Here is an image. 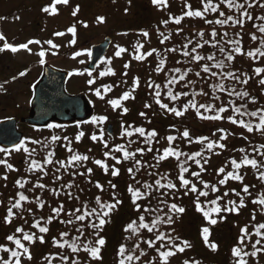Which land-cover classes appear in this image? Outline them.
Returning <instances> with one entry per match:
<instances>
[{
    "label": "trees",
    "instance_id": "1",
    "mask_svg": "<svg viewBox=\"0 0 264 264\" xmlns=\"http://www.w3.org/2000/svg\"><path fill=\"white\" fill-rule=\"evenodd\" d=\"M211 6L207 13L188 8L187 17L184 15L182 20L201 19L204 25L213 26V30L205 27L190 32L169 29L165 39L172 48H159L153 52L156 60L151 68L160 72L162 68L166 76L161 82H158L159 78L154 82L153 106L159 114L156 119L169 117L176 123L194 119L200 122L201 128L227 122L239 132L258 135L264 130V108L250 93L252 89L245 84V79L247 72L253 71L256 75L261 69L258 61L264 60V0H255L253 4L249 0H220ZM190 24L195 26L196 22ZM251 28L263 37L251 33ZM245 33L246 42L243 39ZM251 40L258 45L249 50L250 43L254 44ZM171 49L178 56L174 67L167 62L169 54L173 57ZM247 56L255 62L249 69L246 67ZM129 100L124 101L128 102V109L122 107L123 102L118 107L112 106V109L117 108L115 122L125 132L123 139L117 141L115 137L111 139L103 134L107 143L104 140L99 148L98 159L103 162L99 163L103 167L99 174L106 176L108 185L85 205H77L76 193L56 191L54 195L63 202L62 206L52 212L29 208V213L23 215L25 205L34 198H37L34 204L47 201L41 195H32L30 180H36L37 187L52 183L56 186L64 172L69 171L73 178L78 175L82 179L88 178L87 185L93 181L101 186L99 179L90 174L94 161L84 158L79 150L85 136L76 139L67 153L68 147H65L63 158H59L58 152L54 156L50 149L53 157H46L47 162L50 161L48 165L38 164L28 153V159H24V165L19 168L21 173L8 182L7 189L13 187V191L0 195V264H23V254L30 259L29 264H177L179 258V264H221V253L204 247L206 240L216 229H226L232 215L237 218L245 211L258 217L252 222L253 236L264 246L263 164L251 158L242 162L230 160L234 170L227 173L230 181L235 180L232 176L238 183L245 178L249 181L255 175L258 177L257 186L248 181L245 183L248 190H245L246 196L241 197L237 213L235 198L237 194H243L236 183H213L197 195L195 181L200 173L210 171L213 153L218 148L212 136L198 132L195 139L189 140L183 131L182 135L167 137L165 132L159 131L163 124L160 120H155L154 126L128 122L132 116L129 109H133L137 101ZM91 120L74 125H91L93 130L95 126ZM68 125L52 123L34 130L40 134L61 133ZM86 140L93 146L91 137ZM48 149V146L39 147L40 155H49ZM169 163L175 165V170L166 178L159 169ZM218 170L223 171L222 168ZM19 202L22 206L16 212L13 207ZM176 202L182 203V213L188 210L193 213L189 217L194 221L191 237L198 232L195 243L184 236L187 235L185 227H189L185 223L182 225L183 237L167 236L163 222H166L165 218H171L172 211L180 208ZM131 208L135 210L131 211ZM258 213L262 215L258 216ZM24 217H28L27 220ZM186 222L190 223V220ZM199 224L203 226L199 227ZM235 252L234 248L225 250V264H231ZM256 264H264V260H258Z\"/></svg>",
    "mask_w": 264,
    "mask_h": 264
},
{
    "label": "rangeland",
    "instance_id": "2",
    "mask_svg": "<svg viewBox=\"0 0 264 264\" xmlns=\"http://www.w3.org/2000/svg\"><path fill=\"white\" fill-rule=\"evenodd\" d=\"M249 1L251 4L255 2V0ZM218 2L220 0H0V122L9 119L20 121L28 116L30 103L34 97L33 87L43 75L44 66L50 65L72 74L67 82V91L71 95L85 94L90 108L89 118H92L91 123L95 126L91 130V125L78 126L74 125L76 123L74 122L69 123L61 133L40 134L26 125L19 124V132L24 135L21 145L11 151L0 149V195L3 192L13 191V187L7 189L8 182L20 172L19 168L24 165V159H28V153L33 155L32 159L38 164L48 165L50 161L47 162L46 157H53L50 149L54 156L58 152L59 158H63L64 148L68 147L67 153L76 139L85 136L94 140L93 146H89L85 138L79 150L84 158L90 162L94 161L90 174L96 180L99 179L101 186L93 181L87 185L88 178L82 179L80 175L73 178L69 171L64 172L60 177L62 178L60 183L56 186L52 183L40 184V187H37L39 184L36 185V180H30L32 195L34 197L41 195L47 201L34 204L33 201L37 199L34 198L31 203L25 205L23 215L29 213V208L52 212L62 206L63 202L54 195L56 191L76 193L79 198L78 206L85 205L87 200L95 199L100 195L101 189L108 185L106 176L99 174L102 167L99 166L101 162L98 159L99 148L107 143L103 134L109 136V125L113 126V138L115 137L117 141H120V138L122 140L123 133L125 134L122 126L118 127L115 122L117 108L112 109V106L115 104L118 107L130 98V102L134 99L137 101L136 106L129 109L132 116L128 122L154 126L155 120H160L163 124L159 131L165 132L167 137L182 135L183 131L189 140L195 139L198 132L212 136L218 148L213 153L210 171L200 173L195 181L198 188L197 195L206 190L207 185L213 183L216 185H223L226 182L233 185L236 183L243 194V196L237 194L238 197L235 198V211L236 213L240 211L241 197L246 196L245 190L247 191L248 188H245V183L248 180L245 178L242 183H238L235 176H232L234 182L227 178V173L234 171L230 160L242 162L247 158L256 159L261 165L263 164L261 171L264 174V130L254 136L229 127L227 122L201 128L198 125L200 122L194 119L190 121L182 119L177 123L169 117L161 116L160 119H156L159 114L153 106L152 99L155 98L153 96L155 80L159 78L158 82H161L162 79H166L165 70L161 68L160 72L158 69L155 71V67L151 68L156 60L153 52L159 48L173 46L165 39L166 31L174 29L190 32L193 29L202 30L204 27L213 30V26L204 25L201 19L193 18L186 20V27V22L182 18L184 15L187 17L185 13L188 8L191 11L198 8L207 13L212 8L211 4ZM217 16L218 14L215 13V17ZM192 22H196V25L191 26ZM249 31L263 37L257 30L251 28ZM107 37L112 38L107 57L101 66L88 73L91 47L103 42ZM243 39L246 42V33ZM253 43H250L249 50L257 48L258 44ZM250 52L248 51V54ZM171 53L174 58L169 54L167 62L174 67L177 65L178 56H175L172 49ZM245 59L248 69L254 65L252 58L247 56ZM258 66L261 69L256 75L253 71L247 72L245 84H249V88L252 89L250 93L264 108V70H262L264 60L258 61ZM138 89L144 90L138 93ZM122 107L128 109V102ZM110 121L112 123H108ZM99 133L100 135H97ZM42 146H48L46 152L49 155H40L39 147ZM94 153L97 156H94ZM218 168H222L223 171L218 172ZM174 170L175 165L169 163L163 165L159 173L167 178ZM257 179L255 175V178L249 179L248 182L257 186ZM45 188L48 190H44ZM26 190H29L28 187ZM19 204L20 202L13 207L14 211L18 212L17 208L22 206ZM176 204L180 208L172 211L171 218H165L166 222H163L166 224L167 236L183 237L182 225L185 223L189 227H185L187 235L184 236L196 242L195 236L198 232L191 237L194 233L192 225L194 221L190 219L193 216L192 211L182 213V203L176 202ZM132 208L131 211H134L135 209ZM260 215L262 214L258 213V216ZM234 216L235 214L231 216L232 219L226 229H216L211 237L207 238L204 247L209 248L210 251L212 249L220 252L221 264L226 262L225 250L231 248L236 251L231 262L229 261L231 264H256L258 260L263 261L264 246L255 241L252 229V222L258 217L252 216L249 211L241 212L237 218ZM27 218L24 217L25 220ZM187 220H190L191 224L186 222ZM12 223L17 224L16 221ZM202 226L203 224H199V227ZM27 258L23 254V264L31 263ZM177 260L179 264L181 258Z\"/></svg>",
    "mask_w": 264,
    "mask_h": 264
},
{
    "label": "water",
    "instance_id": "3",
    "mask_svg": "<svg viewBox=\"0 0 264 264\" xmlns=\"http://www.w3.org/2000/svg\"><path fill=\"white\" fill-rule=\"evenodd\" d=\"M111 38L91 48V62L88 69H96L106 56ZM68 73L45 66L43 76L34 86V98L28 117L20 122L30 127L45 128L53 122L70 123L85 121L90 115V108L83 94L71 96L66 91ZM108 134L113 136V127ZM23 134L18 131L15 119L0 122V147L12 149L18 146Z\"/></svg>",
    "mask_w": 264,
    "mask_h": 264
}]
</instances>
